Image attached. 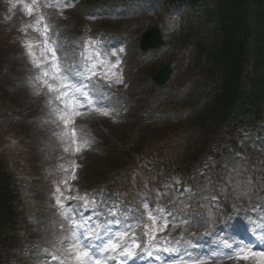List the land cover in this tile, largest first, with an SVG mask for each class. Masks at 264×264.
Returning a JSON list of instances; mask_svg holds the SVG:
<instances>
[{
	"label": "rangeland",
	"instance_id": "374dc122",
	"mask_svg": "<svg viewBox=\"0 0 264 264\" xmlns=\"http://www.w3.org/2000/svg\"><path fill=\"white\" fill-rule=\"evenodd\" d=\"M115 1L119 2V0ZM68 2L69 5L66 6L62 4L64 3L63 0H55L53 9H49L55 23L69 21L72 12H76L75 5H71L73 2L78 5H81V2H90L86 4L88 9L85 11L90 13L99 8L97 3L103 5L105 0H68ZM159 3L160 0H141L140 4H149V7L145 9L146 11L139 12L133 18L120 15L119 17L108 19L109 25L118 26V29L124 34L126 32L134 33L137 38L146 29L156 24L155 18L162 14ZM37 6L36 0H0V63L8 64L3 71H0V76L1 74L4 75L8 81L5 93L11 95V93L17 92L19 101L21 100L20 103L23 102L21 106L25 107L24 109L31 114L32 121L21 123V125L30 127L25 144L30 147V149L26 147V151L31 154L39 165V178L35 179L37 182H30L32 180L29 179L28 173L23 169V165L26 164V159L19 152L17 153V157L12 158L14 156V148L10 144L3 149L0 147V153L11 158V168L9 166L10 174L15 173L17 170L18 174H20L21 168L26 175L24 179L20 178L25 181V184L22 185L24 195L28 193L32 195L37 194L41 199L44 197V203L48 205L47 216L37 213L39 220H36V218L34 219L37 224L36 229H34L32 233L33 243L35 242V244H37L39 242V244L45 243L54 245L58 242L65 241L64 244L66 248L69 247L73 254L76 250L72 246L73 242L77 239L79 241L81 239L82 242L89 241L85 239V237L89 235L91 226L95 227L97 235L100 237L99 239L95 238L96 242L103 244L104 241L112 238L111 235L115 234L112 230V228L114 229L113 225H119L120 223L117 224L118 221H114V216L117 214L115 211H108V215H101V219L97 220L95 216L97 211L92 212L95 210V207L94 204L90 203L86 204L89 206L87 207L89 211L84 210V205L77 211V215L81 219L82 232L78 233L72 227V214L67 204L69 199H65V197L73 196L80 199L82 197V189L80 186L93 185V175H97V173L100 172L104 173L102 159L96 154L91 155V149L94 148L93 151L96 150L102 156L111 154V151H108L109 148L113 150L112 153H116V151L120 149L115 150L113 146H108L109 141L115 139L114 135L116 133L121 134L123 138L130 142H136L139 138L140 130V125L137 124L139 121L137 120V116L143 114V109L145 107H148V105L153 107L156 100H164L166 97L169 99L174 97L173 100H176V102L182 97L191 98L193 93L197 91V89H195L197 85L194 82H185L186 76L188 77L190 72V69L187 67V61L180 54H177L174 59L175 61H173L169 46L159 51L148 52L145 56V61L152 59V62L156 61L163 64L171 59L173 62L172 82L168 85L169 90L165 93L166 96L156 93L153 95L155 100L153 101V97L146 94L149 86L146 85L147 80L145 75L141 72H133L136 66L134 62H140L141 60L139 58L137 61L134 60L135 43L132 42V38L130 39L129 37L130 43L128 40H125V43H127L125 47L129 45L128 52L132 53L127 58L123 49L120 50L117 55L114 54L112 60L107 61L94 52L92 54L94 57L90 61L91 65L89 66L90 71L88 74L92 72L95 65H99L101 68L100 72H104L102 76L106 79H111V87L117 90L120 95L124 96L121 103L112 105L123 114L124 117L122 119L125 123H128V125L116 123L112 120L111 116L104 117L98 112L85 113L76 120L75 131L79 143L74 144L72 130L65 129L63 121L59 119L60 104L55 99V96L49 94L47 89L40 83L39 79H37L39 73L33 66V61L39 62L43 59L44 63H48V60L44 59V54L47 52L45 41L51 42L54 41V39L61 40L62 34L64 36L66 30L71 33L77 31L78 28L70 27V24H68V27H62V31L60 32L59 27L56 26L58 30L55 33H49L45 37L41 33V25L37 24V21L41 18ZM29 7L33 9L32 16H29L26 12V9ZM116 10L120 13L119 7ZM37 28L39 29L38 31L34 30ZM166 33L167 36L172 34L167 31ZM30 51L33 53L31 56L29 55ZM120 80H122V83L118 82ZM181 83H183V85L181 87L178 86ZM97 90V87L92 89L94 98L103 101L102 94ZM8 108L9 107L6 105L0 106V111H6ZM17 110L19 111V109ZM7 116L12 120V115L7 114ZM6 120H8V118L6 119V117H4V124H6ZM1 123L2 116L0 115V126ZM92 139L95 140V147L91 145ZM146 139L147 138H145L143 142ZM261 140H264L263 135H261L260 140H258V147L262 143ZM84 142L88 144V147H83ZM144 145H147V142H144ZM122 146L126 147L125 145ZM77 147H81L79 153L75 152ZM261 155L262 157L257 161H253L252 165L249 164V162H240L236 164L238 171L231 179L233 183L229 191L230 193L228 194L226 192L224 195L227 197H221L217 203H215L217 205L209 203L203 195H198V197L197 195L190 196L189 198L192 200L187 199L186 203L182 204L184 202L183 194L177 192L173 183L170 182L166 185L170 191L158 193L156 199H154L155 195L152 194L153 200L159 203V200H168V198L172 200L177 199L178 206L187 204V210L184 211L186 215L184 216L188 217V213L192 209L191 205L200 197V202L204 204V218L209 220L212 218V226L218 220H222L225 217L226 211L230 212V209L227 207L230 200L233 202L236 201L239 206L243 205L245 197L249 199L253 195L256 196V198L258 197L259 203L262 202L261 199L264 201V195H260L262 189L257 186L258 182L264 184V166L259 165V162L264 163V154ZM74 162L79 165L81 171L79 174H76L77 178L73 180L71 176ZM43 165L45 168H42ZM161 168H164V165L160 166L159 163H157V166L144 170L141 176L142 183L145 186L149 185L157 177L156 172ZM255 172L259 173L255 175ZM132 175L131 184L134 191L137 192V179L139 176L135 173H132ZM108 177L111 178L109 175ZM65 181H67V184ZM102 183L107 184L108 182L103 179ZM69 186L72 189L71 192L67 191ZM57 189H59V191H57ZM146 190L147 188L145 187L137 196L139 198H144ZM259 196L261 199H259ZM58 199L60 200V204L56 203ZM30 201L31 200H29V202ZM160 210L163 211V209ZM194 210L195 214H198V209L194 208ZM255 210L261 211V208L257 207ZM151 214L153 215V213ZM162 214H164V212H162ZM192 217V215L188 217L189 220L181 225L170 224L166 216L157 218L153 221L149 220L151 229L153 230L152 238L156 237V240H160L161 237L166 238L168 241L167 244L170 243V248L178 249L177 244L171 240L169 233L173 234L180 231L189 234L192 231L203 229L202 221L193 224ZM260 218L264 219V213L260 214ZM165 220L168 221L167 225H165ZM243 221L245 224H248L249 227L253 228V224L246 218H244ZM129 230L130 228L127 227L126 231L129 232ZM105 231L111 232L110 236L102 235V232ZM217 241L224 242L220 238H217ZM212 245H214V243ZM186 246H188V244H186ZM159 254L161 255L162 253ZM72 260L76 261L74 254ZM200 260H203L204 264L238 263L236 261L232 262L229 259L218 260V258L215 259L212 257ZM193 261L196 260H186L183 263L193 264ZM166 264L173 263L167 262ZM249 264H264V258L259 256L254 262Z\"/></svg>",
	"mask_w": 264,
	"mask_h": 264
},
{
	"label": "trees",
	"instance_id": "16d2710c",
	"mask_svg": "<svg viewBox=\"0 0 264 264\" xmlns=\"http://www.w3.org/2000/svg\"><path fill=\"white\" fill-rule=\"evenodd\" d=\"M202 1L207 30L193 31L185 39L205 54L207 65L201 64L199 74L212 81L216 94L212 108L198 120L223 124L235 109L242 108L254 124L264 114V0ZM250 64L257 74L253 78L245 73ZM4 180L0 170V181ZM10 197L0 193V240L6 244H11L8 233L16 218L8 205Z\"/></svg>",
	"mask_w": 264,
	"mask_h": 264
},
{
	"label": "snow or ice",
	"instance_id": "6c2138e0",
	"mask_svg": "<svg viewBox=\"0 0 264 264\" xmlns=\"http://www.w3.org/2000/svg\"><path fill=\"white\" fill-rule=\"evenodd\" d=\"M26 12L29 16L33 15V9L27 8ZM43 21L39 20L37 21V24H42ZM34 30H39L34 29ZM47 27L45 28V37L48 34ZM49 43L52 44V47H49ZM45 48H47V52L44 54V59L48 60V63H44V60L42 59L39 62L33 61V66L38 70V77L40 83L47 89L49 94H52L55 96V99L60 104V116L59 119L63 121L64 128L65 129H71L73 134V143L78 144L79 140L76 138V131H75V123L77 118L81 117L85 113H91L93 111L98 112L101 116L108 117L110 115V109L101 103H95L93 101V98L88 91L89 84L86 82L88 80H91L92 78L96 79H105V82L111 86V79H106L104 76L98 75L101 71V68L99 65H97L90 75H85L84 72L76 70L75 67L72 69H64L60 65V58L58 56L57 50L55 48V42L54 41H45ZM29 55H33V53L30 51ZM118 64V62H117ZM115 75V74H114ZM83 77V79L80 80V83L76 82V78ZM119 83H122V80L118 81ZM83 147H88V144L86 142L83 143ZM81 151V147H77L75 149L76 153H79ZM76 167L78 165H75L72 170V176L71 179H76ZM67 184V181H65ZM59 191V189H57ZM67 191L71 192L72 189L69 186L67 188ZM65 199L69 200H75L76 197H65ZM80 199H83L81 197ZM212 200H216V197L213 196ZM57 204H60V200L58 199L56 201ZM149 205L145 204V208H148ZM85 211H89L87 207L85 206ZM148 219H153V215L149 213ZM75 223V221H73ZM119 222H117L118 224ZM168 221L165 220V225H167ZM128 236V232H116L114 236L110 239H107L105 243L100 248V253L103 255L105 252L110 253H117L119 250V255L124 256L127 255L130 258L134 257V253L132 251V248H139L140 244L133 238L130 243L131 247L123 246L125 244V237ZM92 238L91 233H89L88 236L85 237V239ZM96 239H99L100 237L97 235L95 237ZM72 246L76 249L74 251V258L77 262H80V264H84V262L87 259L91 258L90 255V248L83 246L82 242L78 239L73 242ZM251 255H264V253H255L252 251L251 247H242L237 252V259H248ZM93 264H105V262L101 259H94ZM193 264H204L203 260L197 259L196 261H193Z\"/></svg>",
	"mask_w": 264,
	"mask_h": 264
},
{
	"label": "water",
	"instance_id": "95a60500",
	"mask_svg": "<svg viewBox=\"0 0 264 264\" xmlns=\"http://www.w3.org/2000/svg\"><path fill=\"white\" fill-rule=\"evenodd\" d=\"M161 73H162V76L159 79V82H160L159 85H161L162 83H164L167 80V76H168L169 70L168 69H164Z\"/></svg>",
	"mask_w": 264,
	"mask_h": 264
}]
</instances>
